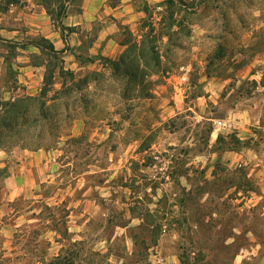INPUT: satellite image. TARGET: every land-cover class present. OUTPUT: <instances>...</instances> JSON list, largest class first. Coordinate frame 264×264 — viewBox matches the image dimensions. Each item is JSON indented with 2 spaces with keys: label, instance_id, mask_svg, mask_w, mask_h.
Masks as SVG:
<instances>
[{
  "label": "rangeland",
  "instance_id": "obj_1",
  "mask_svg": "<svg viewBox=\"0 0 264 264\" xmlns=\"http://www.w3.org/2000/svg\"><path fill=\"white\" fill-rule=\"evenodd\" d=\"M208 1L218 9L202 12L210 19L194 40L185 30L164 48L161 73L149 76L147 88L135 84L119 95L103 84L94 92L95 122L62 145L54 173L36 176L53 184L50 198L37 185L12 204L0 198V264H40L58 253L59 235L42 221L45 202L70 210L65 226L84 242L80 260L89 264H241L239 256L242 264H264V0ZM211 79L221 89L207 91ZM218 120L234 129L220 130L225 139L209 147ZM69 125L44 130L41 144L49 148ZM244 129L249 137L241 141ZM1 149L7 166L0 187L27 148L17 142ZM126 208L144 219L142 227L134 229ZM40 213L41 220L32 217ZM147 213L165 228L155 244Z\"/></svg>",
  "mask_w": 264,
  "mask_h": 264
},
{
  "label": "crops",
  "instance_id": "obj_2",
  "mask_svg": "<svg viewBox=\"0 0 264 264\" xmlns=\"http://www.w3.org/2000/svg\"><path fill=\"white\" fill-rule=\"evenodd\" d=\"M218 3L221 4V0ZM217 9L216 4L208 0H0V101L39 98L45 77L50 75L46 106L57 113L51 115V121L60 124L63 130L68 128L67 124H71L67 132H61L49 148L23 150L22 158L8 168L0 187V198L12 204L23 199L33 185L52 192L53 184L43 183L45 180L37 182L36 176L48 170L54 173L65 153L62 145L72 138H82L86 125L95 122V104L91 99L94 92L102 91L100 85H106L107 90L117 91L119 95L121 91L125 94L131 89L129 86L135 84L139 89L147 88L149 76L154 80L158 73L150 71L148 74L141 56L142 50L146 51L152 41L162 65L164 48L178 41L185 30L187 35L184 37L194 40L197 37L196 28L210 19L202 12ZM167 30L168 33H165ZM135 63L139 74L136 81L128 73L129 65L132 70ZM143 68L145 74L141 78ZM181 79L186 80V77L183 75ZM214 82L212 79L208 82L207 91L217 89L218 84L221 89L220 83ZM69 88L72 89L71 93L63 95L62 91ZM114 115L119 116L118 113ZM121 120L125 119L112 118L114 122ZM217 122H221V126H217ZM232 127L225 120L214 121V130L208 135L209 147L217 145L224 137L220 130H230ZM246 131L244 129V132L237 134L241 141L249 137ZM0 154H4L2 149ZM226 154L227 159H231L233 152L227 147ZM242 165L244 163L236 162L234 167L241 168ZM6 166L0 162L1 170ZM50 176L46 174L45 177L49 179ZM78 176L82 175L76 174L75 178ZM108 194L106 201L111 202L112 191L109 190ZM50 197L49 194L43 199ZM61 204L63 202L49 206L45 202L44 205L57 208ZM207 204V199L201 200L202 206ZM126 209L130 220L138 222L134 229L140 228L144 219L141 216L133 217V210ZM66 210L68 218L70 210ZM160 230L165 232V228ZM232 232L234 235L239 233L234 227ZM237 258L239 263H244L243 256Z\"/></svg>",
  "mask_w": 264,
  "mask_h": 264
},
{
  "label": "trees",
  "instance_id": "obj_3",
  "mask_svg": "<svg viewBox=\"0 0 264 264\" xmlns=\"http://www.w3.org/2000/svg\"><path fill=\"white\" fill-rule=\"evenodd\" d=\"M154 43L150 41L149 47L146 48V51L143 49L141 52L143 64L148 69V74L150 71L159 73L160 69V60L154 52ZM53 52L52 50H50ZM146 52V55H144ZM129 65L128 69L130 75L129 77L136 81L138 79L137 64H134V69ZM140 73V72H139ZM145 74L144 68L141 70L140 77L143 78ZM150 75V74H149ZM50 75H47L44 80V88L41 92L39 98L34 97H23L13 102H2L0 101V143L1 144H11V143H22L27 149H39L46 148L41 144L42 137L41 133L44 130H50L52 128L59 129L60 124L57 122L51 121L53 117L52 114L57 115L55 111H50L46 106V93L50 84ZM75 87L79 85H74ZM72 91L71 88L63 90V95L70 94ZM62 94V93H61ZM60 95V94H59ZM51 121V122H50ZM52 127V128H51ZM35 129L39 130L38 134L31 135L30 130ZM61 132H58L56 135V141L60 136ZM25 134V135H24ZM39 142L35 144L36 142ZM55 141V142H56ZM54 142V143H55ZM53 144V142H52ZM50 190H45L40 194L43 198L46 197L47 192ZM47 212L45 217L42 219L44 227L48 230L57 233L58 238H54L55 242L60 244V249L54 257H51L48 260H45L43 256L39 258L40 264H89L87 261L80 260L81 252L83 251L84 242L82 241H73L70 238V235L67 231L66 217L68 211L65 209V206L61 204L57 208H50L46 205L43 206L42 212ZM60 212V217L58 216ZM62 213V214H61ZM32 217L41 220V213L38 215H32ZM149 221L151 226L154 224L153 216L149 213L146 214V221ZM142 227V226H141ZM63 228V229H62ZM62 229V230H61ZM61 230V231H60ZM160 230V227L156 224L152 226L150 231L149 240L155 244L157 233ZM146 231V230H145ZM148 231V230H147ZM146 231V233H147ZM31 237L35 238L38 236L36 231L30 232ZM145 239H142V243ZM27 254L36 255L34 252L28 251ZM104 257V256H102Z\"/></svg>",
  "mask_w": 264,
  "mask_h": 264
},
{
  "label": "built area",
  "instance_id": "obj_4",
  "mask_svg": "<svg viewBox=\"0 0 264 264\" xmlns=\"http://www.w3.org/2000/svg\"><path fill=\"white\" fill-rule=\"evenodd\" d=\"M217 126H221V122H217Z\"/></svg>",
  "mask_w": 264,
  "mask_h": 264
}]
</instances>
